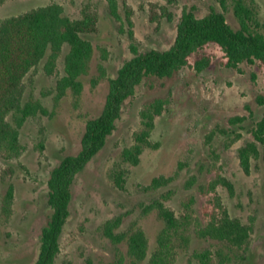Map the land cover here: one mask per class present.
I'll use <instances>...</instances> for the list:
<instances>
[{"label":"rangeland","instance_id":"rangeland-1","mask_svg":"<svg viewBox=\"0 0 264 264\" xmlns=\"http://www.w3.org/2000/svg\"><path fill=\"white\" fill-rule=\"evenodd\" d=\"M245 1L255 7L259 30L264 34V0ZM53 2L61 4L71 17H79L84 4L90 3L96 10L97 31L83 35L91 41L93 55L88 73L81 76L82 89L77 96L68 91L61 99L54 98L67 46L55 73L44 71L43 59L25 77L23 99H39L53 115L30 116L19 129L22 153L12 159L0 157L1 169L13 168L10 176L0 178V206L8 185L14 187L13 212L6 222L0 217V264H34L40 232L51 212L46 202L50 170L65 155L79 151L85 121L101 111L108 78L132 56L130 44L141 50L167 48L185 8L193 9L199 17L212 9L223 11L226 22L234 29L239 27L234 0H117L118 18L110 15L107 0H5L0 3V19ZM130 29L134 39L130 38ZM203 53L212 61L202 71L184 66L169 77H148L124 101L104 146L72 184L70 214L60 236L56 264H113L115 247L103 235L101 226L114 216L121 217L122 229L137 222L148 237L151 253L163 222L154 212L143 214L142 205L160 193L170 192L165 203L180 215L192 196L193 226L204 223L208 197L201 186L217 173L233 183L232 195L226 187L218 186L229 213L252 226L247 259L239 264H264V143L258 144L259 155L251 159L248 174L237 157V148L253 139L251 129L264 111V102H259L264 99V67L257 62L228 67L221 49L212 43L193 53L190 61ZM99 64L105 67L106 75L93 83L99 75ZM157 98L165 102L151 134L159 147L146 148L137 164L122 161L121 150L131 145L134 132L141 127L140 110ZM233 117L245 119L231 121ZM115 168L126 171L122 188L111 177ZM159 175L174 178L158 190H145ZM191 235L186 247L176 240L173 264H199L191 257L192 252L216 243L193 232Z\"/></svg>","mask_w":264,"mask_h":264},{"label":"trees","instance_id":"trees-1","mask_svg":"<svg viewBox=\"0 0 264 264\" xmlns=\"http://www.w3.org/2000/svg\"><path fill=\"white\" fill-rule=\"evenodd\" d=\"M5 0H0V3ZM110 15L118 18L117 0H107ZM224 5V3H223ZM234 15L239 22L232 28L223 11L210 10L197 16L193 9H183L176 26L172 43L165 49L141 50L130 44L132 56L118 68L116 75L108 78V90L101 111L85 121L76 154L65 155L54 166L47 179V205L51 212L39 237L38 254L34 264H56L60 253V236L70 214L72 184L76 175L104 146L121 115L124 101L135 93L136 87L148 77H169L184 66H191L196 72L208 67L212 61L209 54H201L192 62L190 56L215 44L221 49L223 63L237 68L240 63H259L264 67V34L255 7L245 0H234ZM128 21L132 25L130 15ZM98 14L91 4H84L79 17L64 13L61 4L53 2L34 7L21 13L0 19V157L12 159L22 153L19 133L23 123L33 115L52 116L39 99L24 100L25 77L34 71L45 59L44 71L55 73L57 63L63 54V74L56 78L54 98L61 99L68 91L75 96L82 89L81 76L88 73L93 55L91 41L83 35L96 32ZM134 39L133 31H129ZM97 83L106 75L105 67L98 66ZM260 103L264 102L261 97ZM164 100L157 98L140 110L141 127L133 134L131 145L121 150L122 161L137 164L146 148L156 149L159 142L152 140L155 119L164 109ZM245 119L233 117V120ZM253 139L237 148L239 165L245 173L250 172L252 158L259 155V143H264V111L251 129ZM180 168V167H179ZM125 169L115 168L111 172L115 184L124 185ZM13 168H0V178L10 176ZM174 176L159 175L144 187L158 190L173 180ZM194 179L189 181V186ZM224 186L233 194V183L221 173L201 186L207 195L204 208V223L193 226L194 197L184 204L180 215L166 205L170 192L160 193L142 205L143 214L154 212L163 226L157 234L156 246L149 253V240L144 229L132 222L121 228V217L107 219L101 226L102 233L115 247L113 264H173L176 254V240L184 247L189 245L191 232L199 238L215 241L212 247L194 250L193 257L199 264H239L246 261L252 226L232 216L218 191ZM0 217L6 222L13 212L14 187L10 183L1 199ZM192 264V262H189Z\"/></svg>","mask_w":264,"mask_h":264}]
</instances>
